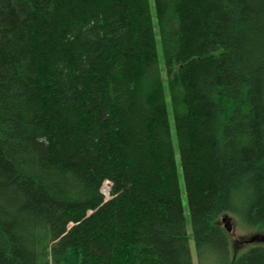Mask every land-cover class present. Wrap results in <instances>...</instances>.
<instances>
[{"label":"trees","instance_id":"trees-1","mask_svg":"<svg viewBox=\"0 0 264 264\" xmlns=\"http://www.w3.org/2000/svg\"><path fill=\"white\" fill-rule=\"evenodd\" d=\"M178 158L198 264H264V0H0V264H195Z\"/></svg>","mask_w":264,"mask_h":264},{"label":"rangeland","instance_id":"rangeland-1","mask_svg":"<svg viewBox=\"0 0 264 264\" xmlns=\"http://www.w3.org/2000/svg\"><path fill=\"white\" fill-rule=\"evenodd\" d=\"M171 124H172V131L174 134L173 115H171ZM178 171H179V183H180V186L182 189V200H183V205L185 207V216H186L187 228H188L189 233L191 235L190 246H191V250H192V254H193L194 263L198 264L195 241H194V238L192 237L191 215H190V211H189V207H188V203H187V197H186V191H185V186H184V179H183V172H182V166H181L180 158H178ZM105 185H104V187H105ZM107 188H108V190L106 191V196H108V194H109L110 186L107 185ZM233 223H234V229L232 232H229V233L231 234V236L234 240L240 241L239 242L240 248L243 246L245 247V246L250 245V244H248V242H246V245H244L245 239H248L254 233H260L257 231L255 232L254 230H250L246 227H243L242 225H239L234 219H233Z\"/></svg>","mask_w":264,"mask_h":264},{"label":"water","instance_id":"water-1","mask_svg":"<svg viewBox=\"0 0 264 264\" xmlns=\"http://www.w3.org/2000/svg\"><path fill=\"white\" fill-rule=\"evenodd\" d=\"M222 222L224 224L225 229L228 232L233 231V229H234L233 218L229 214L223 215ZM245 241L248 243H253V242H263L264 243V234L263 233H254Z\"/></svg>","mask_w":264,"mask_h":264},{"label":"bare ground","instance_id":"bare-ground-1","mask_svg":"<svg viewBox=\"0 0 264 264\" xmlns=\"http://www.w3.org/2000/svg\"><path fill=\"white\" fill-rule=\"evenodd\" d=\"M105 192L108 190L107 186L105 185L104 189H103Z\"/></svg>","mask_w":264,"mask_h":264}]
</instances>
